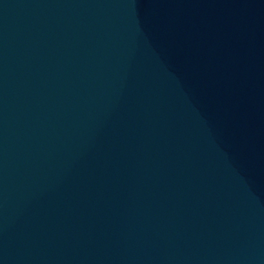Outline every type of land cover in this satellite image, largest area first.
<instances>
[{"label": "water", "instance_id": "obj_1", "mask_svg": "<svg viewBox=\"0 0 264 264\" xmlns=\"http://www.w3.org/2000/svg\"><path fill=\"white\" fill-rule=\"evenodd\" d=\"M0 264H264V0H0Z\"/></svg>", "mask_w": 264, "mask_h": 264}]
</instances>
